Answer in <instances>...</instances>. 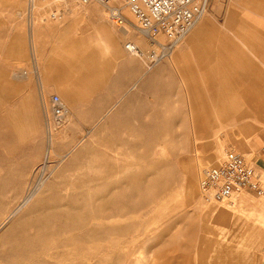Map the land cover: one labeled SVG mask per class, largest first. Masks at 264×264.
Returning <instances> with one entry per match:
<instances>
[{
	"label": "rangeland",
	"instance_id": "1",
	"mask_svg": "<svg viewBox=\"0 0 264 264\" xmlns=\"http://www.w3.org/2000/svg\"><path fill=\"white\" fill-rule=\"evenodd\" d=\"M104 8L95 1L0 0V221L23 193L33 195L0 230V264H257L264 196L243 191L230 200L243 195L246 204L209 203L199 183L225 149L253 161L264 152V125H239L264 114L244 109L264 106L254 102L264 94H218L233 108L205 122L188 108L185 90L212 89L205 74L227 81L221 47L211 44L264 30L203 25L204 37L193 42L199 45L149 65L157 49L138 34L129 11L122 8L125 37L107 13L100 17ZM33 16L40 26L31 25ZM58 25H112L113 37H122L121 52L93 47L100 52L85 71L78 70V49L64 61L87 76L65 79L61 88L77 93L82 107L104 105L112 92L105 111L67 110L61 120L51 114L49 97L61 94L44 78L43 43ZM132 39L143 54L124 48Z\"/></svg>",
	"mask_w": 264,
	"mask_h": 264
},
{
	"label": "crops",
	"instance_id": "2",
	"mask_svg": "<svg viewBox=\"0 0 264 264\" xmlns=\"http://www.w3.org/2000/svg\"><path fill=\"white\" fill-rule=\"evenodd\" d=\"M90 7H93V5ZM105 14L104 8V10L100 11L99 15L104 19ZM203 25H227L226 28L228 31L234 28L240 29V25H257L260 29L264 30V0H207L203 19H200L191 28L186 38L181 40L180 43L178 42L166 58L171 62L173 54L175 55L176 53L182 52L184 48L189 45H199L193 42L202 40L201 38L204 37ZM37 26L40 25H35L34 27ZM33 28L31 29L32 35L34 31ZM125 28L126 30L119 29L120 33L126 37L128 29L126 26ZM263 35L264 33L260 37H222L219 41H216V43L211 44L221 47L220 54L223 59L222 68L227 70V81L218 83L214 80V73L205 74V78H211L209 86L212 89H208L205 86L196 87L192 85L189 89L185 90L187 93L188 108L190 110L194 109L195 117L205 122L210 119L211 122L213 117L226 116L227 111L233 107L229 105L228 100L227 105H224L223 101L218 99V94H264ZM130 41L134 42L141 50L140 42L137 39H132ZM121 43L122 37H113L112 25H58V28L51 30L46 36L43 46L46 47L45 52L48 53L49 59L46 60L43 65L44 78L50 79L48 84L52 90H58L60 92L61 95L59 96L61 100L63 99L65 101L64 105L69 111V114L72 110L78 108H94L105 111L109 108V105L112 104V92L110 96L107 97L106 104L104 105L89 107L76 106V102L80 101L81 98L78 97L77 93L64 91L61 87L64 82H66L65 79L87 75L75 74L74 72L76 69L73 68L74 66H70L69 68L65 65L64 61L67 53L78 49L80 54L84 55L82 59L83 64L78 67V70L85 71L90 67L91 61H97V58H92L91 55L98 54L100 51L93 47L106 45L109 48V46L116 45L117 50L121 52ZM209 69L211 68L206 67V70ZM52 92L56 93L54 91ZM89 100L93 99L90 98ZM254 102L264 103V100L258 98L256 101L254 99ZM247 104L244 106V109H264V106L256 107ZM71 115L74 117L73 114ZM233 117L236 116L232 115V118ZM249 120L252 121L240 122L239 125H264V114H253L249 116ZM193 140L199 141L200 139L196 140L194 138ZM263 149L264 147H262V150ZM246 155L250 156L251 153L246 152ZM254 163L264 173V152L262 154H254ZM227 203L234 206L235 204H246L248 201L245 196L241 195V197H234ZM260 237L264 236L260 235ZM221 261H223L222 258ZM257 264H264V249L262 254H260Z\"/></svg>",
	"mask_w": 264,
	"mask_h": 264
},
{
	"label": "built area",
	"instance_id": "3",
	"mask_svg": "<svg viewBox=\"0 0 264 264\" xmlns=\"http://www.w3.org/2000/svg\"><path fill=\"white\" fill-rule=\"evenodd\" d=\"M74 1L81 4L92 1L100 3L107 8L108 19L118 26L126 21L122 14V8L125 7L135 22L138 34L157 49L150 50V64L163 59L173 49L202 16L207 4V0ZM129 42L125 43V47L137 51L138 47ZM49 107L53 117L65 119L67 109L57 94L50 95ZM199 187L203 198L214 203L227 202L243 191L264 196V184L252 158L232 149L224 150L217 165L203 169Z\"/></svg>",
	"mask_w": 264,
	"mask_h": 264
},
{
	"label": "bare ground",
	"instance_id": "4",
	"mask_svg": "<svg viewBox=\"0 0 264 264\" xmlns=\"http://www.w3.org/2000/svg\"><path fill=\"white\" fill-rule=\"evenodd\" d=\"M116 2V1H115ZM116 3H118V2H116ZM33 1H32V7H33ZM31 7V8H32ZM105 12L107 13V8L105 7ZM205 12V11H204ZM203 15V14H202ZM201 18V17H200ZM199 18V19H200ZM199 19L193 24V26L199 21ZM37 22H38V17H34L33 16V18H32V22H31V25H37ZM125 25H127V24H125V23H123L121 26H119V28H121V29H124L125 30ZM192 26V27H193ZM191 27V28H192ZM190 28V29H191ZM186 35V34H185ZM126 42H129V41H126ZM125 42V43H126ZM125 43H124V48L128 51V52H130L131 54H143L142 53V51L141 50H139V48H137V51H134V50H129V49H127L126 47H125ZM129 43H132L131 41L129 42ZM136 47V46H135ZM171 52V50L170 51H168L167 52V54H166V56H168L169 55V53ZM153 55V54H152ZM155 55H156V53H155ZM165 56V57H166ZM151 56H150V54H149V58H150ZM153 57H154V55H153ZM152 58V57H151ZM159 61V60H158ZM149 65H151L150 63H149ZM233 150V149H232ZM235 151V150H234ZM236 152V151H235ZM64 156H62V158H63ZM57 174V171H56V173H55V175ZM41 180H42V178H39L38 179V181L39 182H41ZM200 184V183H199ZM199 189H200V187H199ZM34 193V192H33ZM200 194H202L201 193V191H200ZM33 195H32V193H23V196H22V199H21V201H20V203H18V205H16L15 207H14V209L12 210V211H10V213L8 214V215H6V217L2 220V221H0V230L14 217V215H16V213L19 211V209H21V207H23L30 199H31V197H32ZM202 196V195H201ZM203 197V196H202ZM205 200V199H204ZM206 201V200H205ZM208 202V201H207ZM209 203H211V202H209ZM212 203H214V202H212ZM220 203V202H219Z\"/></svg>",
	"mask_w": 264,
	"mask_h": 264
}]
</instances>
